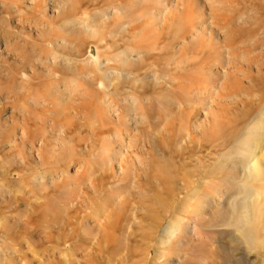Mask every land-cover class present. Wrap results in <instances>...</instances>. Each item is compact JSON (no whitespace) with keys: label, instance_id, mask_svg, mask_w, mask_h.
<instances>
[{"label":"rangeland","instance_id":"374dc122","mask_svg":"<svg viewBox=\"0 0 264 264\" xmlns=\"http://www.w3.org/2000/svg\"><path fill=\"white\" fill-rule=\"evenodd\" d=\"M158 1L0 0V170L19 181H0V217L11 218L0 226V240L5 229L12 233L0 248L12 264H152L155 254L158 264L168 258L201 264V257L202 264H256L253 253L237 247L236 227L226 222L236 193L229 189L235 183L230 172L237 165L241 179L243 171L234 154L225 155L232 146L227 137L240 136L244 117L264 104V0H221L218 11L213 5L216 26L231 24L232 32L211 23L203 0ZM201 24L204 30L194 31ZM71 80L78 88L65 99ZM82 90L90 94L88 104L95 97L94 106L107 111L102 125H91L94 107ZM132 94L147 120L131 112ZM110 106L122 110L121 120ZM76 163L85 164L78 174L71 171ZM36 195L49 199L48 221ZM11 197L21 201L10 210L4 200ZM74 197V209L103 206L114 221L120 211L134 210L141 222L132 221L133 232L131 222L130 243L105 247L95 232L83 233L82 217L78 239L58 237L67 232L58 227L59 213ZM199 199L209 200L219 218L200 219L197 232L204 237L188 227ZM24 200L34 205L21 209ZM24 209L36 217L31 228ZM172 221L180 228L170 241L164 238Z\"/></svg>","mask_w":264,"mask_h":264},{"label":"bare ground","instance_id":"6f19581e","mask_svg":"<svg viewBox=\"0 0 264 264\" xmlns=\"http://www.w3.org/2000/svg\"><path fill=\"white\" fill-rule=\"evenodd\" d=\"M146 1H149V0H146ZM203 1H204L203 3L208 4V6H209L210 11H208V12H210L209 13V19H210L211 23L214 24L215 26L218 25V23L216 21H214V16L217 17V15H215L216 13H218L217 8H219V7L222 8V4H224V3H221V2H223V1H221V0H215V1L214 0H203ZM216 1H219V3ZM214 2H216V4ZM157 3H159V1ZM132 5H133V3H132ZM215 5L217 6V8ZM205 6H203L204 8H202V9H206ZM212 6L214 8H216L215 10H217L215 12V14H213L215 10L212 12V9H213ZM64 7H65V4H63L61 8H64ZM50 11L57 13V9L55 7H53V9ZM204 12H205L204 10L201 11L203 18L206 15ZM217 18L219 19V17H217ZM206 22H208V17H206ZM215 23H217V24H215ZM84 25H85L87 31L94 32V30H95L94 27L91 26L88 21L85 22ZM225 25L226 26H224V24H223L222 25L223 27L220 26V28L218 27L219 26L218 25V26H216V28L218 27L219 29L218 28L217 29L219 31L221 29L220 32H225L224 27L226 28L227 26H229L226 28V30H227L228 28L231 27L230 26L231 24L230 25L225 24ZM200 30H204L202 28V24L198 28L197 27L194 28V31H200ZM228 30L226 32H232L233 31L232 27H231V29H228ZM230 30H232V31H230ZM229 49L230 48H228L227 51ZM54 59H55V57H54ZM229 59H230V56L227 59L228 62H229ZM89 65H91L90 62H89ZM92 73L90 75H92ZM115 73L119 74V72H115ZM225 73H226V71H225ZM107 78H109V76ZM70 84L72 87L70 85L67 86V90H66L67 94H66V92L64 94L65 99L67 97L74 96L75 95L74 92H76V89L78 88V83H75L74 81H72ZM79 86H80V84H79ZM204 89L210 91L211 86H208V87L206 86ZM82 91H83V94L86 95L83 98V101L86 104H88L87 103V99H88L87 95H90V94L87 90H82ZM130 100L132 102V106L130 107L131 112L138 115V118H137L138 121H143L144 119L147 120V115L145 113H142V110L144 109V105L139 102V98L135 94H132V96L130 97ZM42 101L45 102L44 99ZM91 101L92 102L88 105L93 106L94 109L88 115L90 123H91V125H94V126L98 123H99V125H102V122H103L102 117L104 118V114L107 111H102L99 109L98 106L97 107L94 106L95 101H96L95 97H92ZM109 111L112 112V114L114 115V117L117 120H121V117L123 115L122 110H121L122 115L120 113V109L115 108V106H110ZM244 120H245L244 125L238 129L239 131L237 130L238 133L240 134V136L233 137V138H231L232 136L227 137L228 139H230V140L227 139V142H229V141H230L229 143L232 142V146H231V149L228 151V153L225 155L226 159H229V160L234 159V157H232V155L234 154L237 158V160L235 162L242 169L243 175H242L241 179H236V174H237V171L239 170V169L237 170V168H239V167L237 165H234L231 172H230V179L233 180L235 183H234V186L232 185V187H229V189L231 188V189L236 190V193L233 195L234 199L233 198H232L233 200L231 199L232 202H230L231 203V204H229L230 206H228V207H230V217L227 216L228 214H225L229 218L228 221H226V220L225 221L227 222V224H232V226L236 227L237 234H236V237L234 238V241L237 243V247H240V246L246 247L250 253L254 254V257H255L254 262L256 264H264V222H263L264 218H262V216L264 214V104H262V106L259 109H257L254 114H250V115L244 117ZM97 130L98 129L96 127L93 128V132H96ZM25 131H26V128L21 127V135H24ZM236 135H238V134H236ZM108 139H106V140H108ZM39 157H40V155H39ZM83 165H85V164L83 163ZM83 165H82V163H76L73 165L71 171H73V173H75V174H78L81 172ZM0 171H1L0 172V181H2V180L5 182L7 181L8 185H11V186L19 184V181L16 180L17 179L16 176L13 173H10L8 169H4V170H0ZM20 178L25 179L24 177L19 176L18 180H21ZM27 182L28 181H25V183H27ZM227 185L228 184H226L224 186V191H221V196L219 197V200L218 199L216 200L217 203H219V201L222 197V194L227 190V188H228ZM91 187L93 188V184H91ZM22 188H23V186H22ZM29 189L30 188L28 187V190ZM67 189H68V193H69L70 188H67ZM96 189H97V187H95V190ZM26 190H27V188L24 191H26ZM24 191H23V193L27 194V192H24ZM8 193H10V191ZM20 193H22V192L20 191ZM29 194H30V191L28 192V195ZM14 195L16 196V194H14ZM33 195H35V194H33ZM30 197L34 198V196H30ZM35 197H36L35 202H36V200L38 202H40V200H42L41 202H43V203L41 204V202H40V204L42 206L45 205L44 209L46 211H48V212H46L48 215H45V218H48V219H45V220L48 221L49 217H51L49 215H51V213H52L48 209L49 203H47V202L49 199H47V196L41 197V196L36 195ZM70 197H73V196H70ZM26 199H28V196L26 197ZM192 199H193L192 195H190L188 198H186V200L189 203L192 201ZM28 200L23 201L22 205L24 207H21V209L27 208V207H29L30 204H32V202L30 203V201H28ZM31 200H33V199H31ZM4 201H6L10 204V210H11V207L14 206V204H17L19 201H21V199L19 200V198H18V200H17L16 197H11L10 199L4 200ZM77 201L78 200L76 197L69 199V202L71 203V205L68 206L67 208H63L62 211L59 213L60 214V223L58 224L59 225L58 227L63 228V229L66 228L67 232L63 231L62 233H59L60 232L59 231L57 234L58 237H62V238L64 237V239L65 238L66 239L71 238V240H72V238L78 239L81 236V234L77 230V226H76L77 223L76 222L79 221L80 218L82 217L81 220H84V224H85L84 225L85 228L83 230V233L89 234V233L95 232V238L98 241H100V244H103L105 247H107L109 245H112L115 242H122V241L126 242V239L128 240L129 238H131V237H128V235L132 234V232H133L132 229H133V227H135L134 226L135 224H133V223H136V222L135 221L132 222V221L136 219V221L141 222V219H139L137 217L134 210H133V212L129 213L130 215L127 214V212L125 213L123 211H120V213H118L119 214L118 216L120 217L119 221H121L123 223L119 224V223H117L119 221H114V218H113L114 213L111 211H106V209H104L103 206L97 208L96 210H92V212L89 211V209L85 210L84 208L82 209L83 211L79 210L80 208L77 209V207H76L77 210L74 209L75 205L77 204ZM196 201L197 202L194 205L193 212L190 214L191 222L188 225V227L190 228L191 233H193L195 236L199 235L201 237L202 235L197 232V225L201 224L200 219H204L205 222H209V221L213 222L215 220V218L217 220L219 218L215 217V213L212 212L213 207H211L209 200L199 199ZM188 202H186V203H188ZM19 205L20 204L18 203V206ZM32 205H34V204H32ZM18 206L16 207V209L18 208ZM4 207H6V206H4ZM201 207L205 208L204 211L201 210ZM32 208H33V212H36V209H34V207H32ZM226 210H228V209H226ZM23 211L25 212V209ZM20 212H21V210H20ZM24 212H21L20 214H22ZM82 212H84V213L81 215ZM40 213L41 212H39V214ZM212 213H214V215ZM25 214H27V216ZM25 214H23V215H25L27 217L26 218L27 221H25L26 219L24 220L26 226L29 224L34 225L33 220H36L34 213H31V211H30V214H29L26 211ZM216 216H218V215H216ZM222 216H220V218H222ZM10 217H12V216H10ZM13 218H14V220L17 219L16 221H18V222L20 220V218L15 217V216ZM13 218H12V220H13ZM10 219L11 218H8V216H5V215H4V217H0V226L3 225V222H10L11 221ZM182 219H183V217H181V219L179 218L180 221ZM222 219H224V218H222ZM220 221H222V220H220ZM41 222H43V221H41ZM131 222H132V227H131L132 232L130 231ZM205 222H204V224H205ZM224 222H222V223H224ZM36 224H37V222H36ZM48 224L49 223H47V225ZM48 226L52 227L51 224ZM178 226H179V224H178ZM178 226H176L175 223L172 221L166 229V234L168 237H166L164 239L168 238L167 240L171 241L173 239V237L175 235H177V231L180 228V226L179 227ZM27 227L31 228L32 226H27ZM119 230H120L119 235H117V232ZM0 231H1V229H0ZM4 232H5V235L3 233L4 240H0L1 242L6 241V239H10L9 237H11V235H12L11 231H9L8 229H5ZM20 232H18L17 235L20 236ZM22 232H23V230H22ZM21 235L23 236V234H21ZM25 235L26 234L24 233V236ZM49 235L51 236V234H49ZM12 237H14V236H12ZM29 237L31 238V236H29ZM202 237H204V236H202ZM204 239L205 238H202L203 241H204ZM67 241H69V240H67ZM67 241H65V242L68 243ZM83 241H85V239H83ZM72 242H73V240H72ZM125 242H123V243H125ZM129 243L130 242H126V244H129ZM204 243H205V241H204ZM73 245H74V243H73ZM76 247H77V244H76ZM1 250H3V249L0 248V264H4V262H6V261H9L10 262L9 264H12L11 259L10 260L8 258L6 259L5 251H1ZM159 251H158L159 254H163V253H160ZM161 252H163V251H161ZM67 253H69V250L67 251ZM224 256H226V255H224ZM159 257H160V255L155 254V256L152 258V264H158ZM240 257H239V259H240ZM143 258L147 259V254L143 255ZM227 258H228L227 260H229V258H231V257L227 256ZM140 259H139V261H140ZM205 260H206V258H204V257L199 258V262H201V264ZM208 261H207V263H208ZM222 261L223 260L221 259V262ZM137 262H138V260H137ZM22 264H26V263L23 261ZM136 264H138V263H136ZM166 264H177V260H174V258H172V259L168 258V261Z\"/></svg>","mask_w":264,"mask_h":264}]
</instances>
